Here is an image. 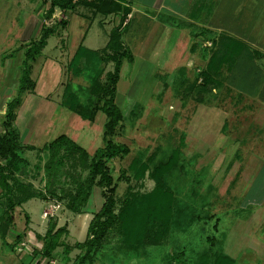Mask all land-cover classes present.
I'll return each mask as SVG.
<instances>
[{
  "label": "rangeland",
  "instance_id": "374dc122",
  "mask_svg": "<svg viewBox=\"0 0 264 264\" xmlns=\"http://www.w3.org/2000/svg\"><path fill=\"white\" fill-rule=\"evenodd\" d=\"M50 1L0 0V133L5 105L18 93L25 44L39 36L42 25L57 27L31 64L34 88L20 95L13 121L22 135L20 153L30 168L22 179L44 191L47 200L31 199L9 211L12 224L0 237V264H77L87 251L76 245L86 239L88 225L103 202L100 189L93 186L85 205L78 212L69 210L75 187L67 176L85 177L87 171L79 169L78 155L73 153L62 159L54 184L45 187L44 148L60 135L90 157L103 146L102 112L89 122L60 104L66 84L87 85L71 75L68 59L85 34L84 47L101 48L102 37L106 41L108 32L129 16L95 13L83 4L93 0H75L76 13L55 9L46 18ZM130 2L135 6L138 0ZM60 21L69 22L68 28ZM153 28L134 12L122 32L133 62L127 60L120 73L115 103L122 120L110 139L127 146L129 152L110 160L109 167L117 186L115 214L129 201L137 202L133 206L140 209L138 202L147 205V195L155 190L154 167L178 149V166L163 178L164 189L173 196L171 219L166 229L156 218L135 244L115 224L90 250L85 263L213 264L215 256L222 255L231 264H264V104L257 96L229 92L208 105L193 101V81L200 76L187 66L193 30L175 27L160 41ZM175 66L180 72L173 75ZM104 70L111 71L112 63ZM25 143L35 150L25 149ZM5 210V201L0 200V215ZM53 221L56 229L64 228L59 237L63 245L48 259L35 252Z\"/></svg>",
  "mask_w": 264,
  "mask_h": 264
},
{
  "label": "trees",
  "instance_id": "16d2710c",
  "mask_svg": "<svg viewBox=\"0 0 264 264\" xmlns=\"http://www.w3.org/2000/svg\"><path fill=\"white\" fill-rule=\"evenodd\" d=\"M74 0H51L47 9L46 18H50L55 9L60 11H72L78 4ZM79 1V0H78ZM126 0H93V2L83 3L92 7L95 13L109 15L118 13L126 17L129 13L122 3ZM81 5V4H80ZM61 26H65V21H60ZM56 26L45 27L42 25L39 36L32 38L25 44L23 59L21 62V76L18 85V93L11 98L5 105L3 114L4 131L0 133V200L5 201L6 210L0 215V237L4 238L12 224V211L15 206H20L31 199H40L46 201L47 197L44 191L36 189L31 182H24L23 177L29 175L30 168L28 161L20 153V139L18 131L13 127L15 111L20 105V95L26 91H32L34 82L30 78L31 64L34 63L40 55L41 50L46 45L49 35L56 31ZM120 27H114L109 32V39L105 47L100 51H89L81 45L77 48L69 62L71 75L79 77L87 83L86 86H76L68 83L63 90L61 106L71 113L79 116L83 120L93 122L98 112L105 116L102 131L103 146L95 150L90 157L82 148L71 141L65 135H60L50 143L46 144L44 151L43 171L46 185L54 184L57 176H60L62 159L77 153V166L80 170H86V176L76 177L68 175L74 184L75 194L68 202V209L78 212L79 208L88 200L93 186L100 189V195L103 199L100 209L95 213L87 229L86 239L77 244V248H86V253L78 259L77 264H86L89 252L92 248H97L108 230L115 224L124 230L127 238L133 243H139L143 240V234L147 228H151L156 218H159L165 228L172 215V205L170 200L173 196L164 189V176H167L179 164V150L174 149L170 152L165 161L156 165L152 175L156 180L154 192L147 195L148 204L138 202H126L117 214L114 212L116 183L110 172L109 161L114 158H122L128 154L129 149L124 144L114 143L110 138L115 132L116 127L122 120L119 107L115 103L116 83L119 78V72L123 59L132 61L130 52L124 48L120 41ZM112 63V70L105 72L107 63ZM217 62V53L212 55L208 70L215 71ZM215 69V70H214ZM209 72L204 73L203 83L196 86L192 97L200 99V90L205 89L209 97L216 99L217 96L212 93V89H219L222 83L213 79ZM104 79L102 80V77ZM228 85H233V79L225 80ZM242 88L256 87L258 79L238 80ZM245 89V88H243ZM19 145V146H18ZM25 149L33 150V146H24ZM65 175V174H64ZM67 175V173H66ZM57 183V182H56ZM51 192H54L51 190ZM134 205V206H133ZM56 222L48 224L45 234L41 237L42 247L35 253L43 258H52L53 251L63 245L59 242V237L64 228L56 229ZM131 235V236H129ZM143 236V237H142ZM142 237V239H141ZM141 240V241H140ZM154 243V241H152ZM67 252L65 247L64 253ZM89 261V260H88ZM232 261L226 256H215L213 264H231Z\"/></svg>",
  "mask_w": 264,
  "mask_h": 264
},
{
  "label": "crops",
  "instance_id": "0c3cea01",
  "mask_svg": "<svg viewBox=\"0 0 264 264\" xmlns=\"http://www.w3.org/2000/svg\"><path fill=\"white\" fill-rule=\"evenodd\" d=\"M122 5L128 9L129 13L127 16L129 18L125 19L123 25L120 26V41L130 54L129 47L122 40V32L129 26L134 17V12L138 15L139 20L154 26V31L159 32L158 40L160 41H163L166 33L175 27H181L183 31L188 33L193 30V32L189 33L192 42L189 44L191 50L187 66L192 68L195 73L199 72L200 76H196L198 80L193 81L195 84L192 87L195 86L196 88V85H202L203 75L209 72L210 59L216 52V63L220 62V64L219 66L216 65L215 71L209 73L213 79L222 83V87L219 91L212 89V93L217 98L224 92H229L233 96L238 95L248 98L257 96L260 102L264 104V0H138L135 6L132 5L130 0H126ZM76 8L77 6L74 8V13H76ZM60 12L63 13V11ZM80 16L83 17L82 14ZM111 16L114 17L112 14ZM65 22L64 29L69 26V22ZM162 22L168 25H163ZM178 24H183V26L177 27ZM85 36L86 34L82 37L75 50L72 51L68 64L80 45L89 51L102 50L109 39V32L106 41H103L102 37V43L100 44L103 47L96 49L83 46L82 42H85ZM158 44V46H161L160 43ZM62 47L64 49V46ZM131 56V62H133V55L131 54ZM126 62L127 59L122 60L116 91L117 87H120V85L118 86L121 77L120 73ZM138 62L139 60H137ZM178 68L175 66L170 72L176 75L180 72ZM68 70L71 73L69 68ZM245 78H255L259 81L256 87L249 85L248 87H243L245 88L243 89L238 80ZM227 79H233V85H228L225 81ZM191 92L193 93L194 91ZM208 96L209 94L206 90L201 89L200 99L192 97V100L200 105H208L212 102V97ZM18 135L19 138L22 136L19 131ZM20 142L22 143L21 138ZM26 145L27 143L24 146ZM23 155L22 157L26 159Z\"/></svg>",
  "mask_w": 264,
  "mask_h": 264
},
{
  "label": "built area",
  "instance_id": "2783aa9c",
  "mask_svg": "<svg viewBox=\"0 0 264 264\" xmlns=\"http://www.w3.org/2000/svg\"><path fill=\"white\" fill-rule=\"evenodd\" d=\"M75 1V0H74Z\"/></svg>",
  "mask_w": 264,
  "mask_h": 264
}]
</instances>
